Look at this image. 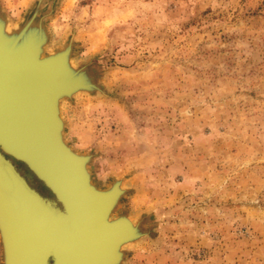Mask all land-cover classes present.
<instances>
[{"label": "rangeland", "instance_id": "1", "mask_svg": "<svg viewBox=\"0 0 264 264\" xmlns=\"http://www.w3.org/2000/svg\"><path fill=\"white\" fill-rule=\"evenodd\" d=\"M33 14L93 83L65 138L147 232L123 264H264V0H0L10 32Z\"/></svg>", "mask_w": 264, "mask_h": 264}, {"label": "water", "instance_id": "2", "mask_svg": "<svg viewBox=\"0 0 264 264\" xmlns=\"http://www.w3.org/2000/svg\"><path fill=\"white\" fill-rule=\"evenodd\" d=\"M34 18L35 14L17 32L9 33L3 32L6 26L0 19V190L20 202L15 193L19 182L50 206L56 217H73L75 211L69 206L77 198L94 214L106 195L89 181L84 168L87 156L67 148L56 127L59 97L90 89L93 83L81 69L67 65L69 48L43 53L46 37L42 28L34 27ZM10 157L27 163L43 177L61 199L63 210L31 187ZM64 189L68 191L66 197Z\"/></svg>", "mask_w": 264, "mask_h": 264}, {"label": "bare ground", "instance_id": "3", "mask_svg": "<svg viewBox=\"0 0 264 264\" xmlns=\"http://www.w3.org/2000/svg\"><path fill=\"white\" fill-rule=\"evenodd\" d=\"M3 32L9 33L10 30L5 29ZM67 65L73 68L70 60H67ZM61 71V74H64V71ZM66 97L65 95L60 96L58 100L57 132L67 148L69 147L79 155L87 156L86 162H88L89 155L78 152L65 138L66 122L63 108ZM2 128L4 127L2 126ZM10 159L31 187L44 197H49L54 201L53 206L63 210L64 205L61 199L56 197V192L49 183L42 179L43 177H40L22 160L13 157ZM15 160L23 162L52 196L37 187L23 173ZM42 162L45 164L43 160ZM84 168H86L85 172L88 173L90 183L94 187H98L99 190L102 189L103 194L106 195L105 198L101 197L102 204L94 208V214L92 211L88 212L85 208L86 204H81L82 201L76 197L75 203L73 201L69 206L70 211H75V217L62 215L56 217L50 211V206L39 201L30 190L22 187L19 182H17L15 193L23 201V205L13 194L7 198L0 190V216H2L0 217V239L3 249V264H123L126 247L138 242L147 232L143 230L140 221L134 219L130 214L115 215L120 198L127 191L123 180L118 179L104 189L93 181L87 163ZM62 193L63 197H66L68 191L64 189ZM78 203L82 206V213L78 211Z\"/></svg>", "mask_w": 264, "mask_h": 264}]
</instances>
